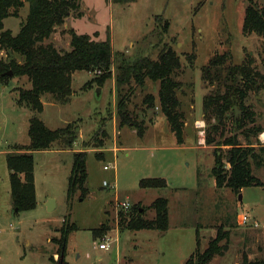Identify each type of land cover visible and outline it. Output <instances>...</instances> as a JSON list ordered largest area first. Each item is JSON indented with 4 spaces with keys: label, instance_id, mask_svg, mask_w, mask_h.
<instances>
[{
    "label": "rangeland",
    "instance_id": "obj_1",
    "mask_svg": "<svg viewBox=\"0 0 264 264\" xmlns=\"http://www.w3.org/2000/svg\"><path fill=\"white\" fill-rule=\"evenodd\" d=\"M80 2L82 15L70 16L47 43L62 52L70 51L72 30L97 41L109 39L117 56L113 77L100 87L95 74L74 73L69 103L62 104L45 95L42 113L18 104L21 90L31 89L27 77H12L0 84V264H59L58 246L53 240L60 237L65 220L78 226L69 236L67 264H185L197 249V230L201 252L218 237L219 231L229 233L227 251L210 264H241L244 255L251 260L264 259V186L245 188L240 194L216 188L212 176L216 155L225 154L230 148L208 145L210 130L203 113L204 98L218 85L204 82L201 70L215 54L230 53L234 65L251 58L255 70L264 73V41L242 32L248 0ZM254 2L264 9V0ZM21 13L23 19L5 20V29L14 35L29 13L28 4ZM165 47H171L182 62L176 76L183 86L178 91L185 117L182 144L161 109L143 104L147 94L158 97L160 83L147 80V86L141 88L132 80L121 91L116 87L122 55L127 61L139 57L157 60ZM0 53L6 60L23 61L17 54ZM191 55H196L193 67L188 59ZM126 96L132 120L147 128L143 137L130 126L120 128L118 101ZM247 104L256 114L261 134L247 137L244 129L233 125L230 116L224 136H214L222 144L225 139L235 138L242 146H256L259 142L264 146V87L251 92ZM239 112L237 118L243 115ZM35 116L50 130L72 125L78 140L72 148L56 142L50 150L33 152L37 208L17 213L7 155L30 144V121ZM198 125L204 126V135ZM120 130L123 131L119 135ZM114 132L118 146L122 143L120 148L125 150L112 151ZM95 138L103 142L101 149ZM143 147L152 151H141ZM82 151L87 153L89 193L83 198L77 192L69 201L74 154ZM148 155L153 157L149 159ZM109 165L113 168L105 170ZM253 173L264 183V167L253 165ZM147 178H164L169 186L143 190L139 182ZM158 198L170 202V228L166 233L121 231V219L128 218L133 208H140L145 211V218L153 219L155 212L149 207ZM123 202L130 204L129 210L118 207ZM243 214L250 218L248 225L240 223ZM255 222L260 226L254 227ZM102 227L111 229L109 235L104 232L94 239L93 231ZM105 242L111 245L110 249L100 250L99 244ZM225 243L224 240L221 244Z\"/></svg>",
    "mask_w": 264,
    "mask_h": 264
},
{
    "label": "trees",
    "instance_id": "obj_2",
    "mask_svg": "<svg viewBox=\"0 0 264 264\" xmlns=\"http://www.w3.org/2000/svg\"><path fill=\"white\" fill-rule=\"evenodd\" d=\"M81 0H0V50L14 53L23 58L22 62L15 59L6 60L0 53V84H5L12 77H27L31 89L21 90L18 104L27 106L35 113L44 110L43 97L53 96L58 102L67 104L73 96V75L78 71L95 74V82L102 87L113 77V67L116 64L111 41L94 40L90 35L77 34L71 31V50L62 52L47 41L57 27L65 24L66 20L79 12ZM121 2L123 0H112ZM134 2L136 0H124ZM29 5V13L21 24L20 32L14 35L6 30L4 20L10 17H20L21 9ZM169 28V26H168ZM242 32L245 36L257 35L264 41V9L254 0H248L245 11ZM120 57V56H118ZM191 66L195 65L196 55L188 57ZM230 53L215 54L207 66L202 68V79L210 85H218L216 90L203 100V113L208 121V145L226 146L230 149L222 155H216L212 176L217 189H230L240 194L245 188L263 187L264 183L254 175L253 165L260 169L264 167V146H242L237 139H225L222 144L214 136L222 138L228 126L230 116L237 129H244L247 137L259 136L262 129L256 125V114L251 105L247 104L249 94L258 92L264 87V73L253 67L250 58L241 65L232 64ZM182 69L180 56L171 48L165 47L157 60L149 57H139L134 61L121 59L118 65V74L115 77L118 91L123 90L135 81L136 87L144 88L147 80L160 83L158 97L147 94L143 104L148 108L159 107L169 123L171 131L183 143V129L185 124L184 113L181 111V101L178 91L183 87L177 80L178 71ZM12 75H9V73ZM127 98L121 97L118 101L120 128L130 126L143 137L146 126L133 121L127 110ZM235 108L243 112L237 118ZM233 116H232V115ZM106 134V133H105ZM30 144L18 147L17 152L7 155V167L10 172L11 196L14 209L17 213L32 211L37 208L35 185V159L33 152L50 150L54 143L63 144L72 148L78 136L72 125L57 130H50L37 116L30 121ZM97 142L102 148L103 142ZM88 148V143L85 145ZM96 157L101 158L100 154ZM88 181L87 153L74 154V164L69 179L68 200L77 193L86 197L89 193L86 184ZM164 178H147L139 182L143 190H162L168 188ZM149 209H153L155 217L145 218V211L133 208L128 218H122L121 231L156 230L166 233L169 230V200L156 199ZM99 228L93 231L94 239H99L110 228ZM76 224L64 221L59 230L60 237L53 242L58 246L59 264L67 256L68 240L72 232L77 231ZM226 241L224 245L221 243ZM229 233L219 231L218 237L209 243L208 248L201 252L199 230H197V249L185 264H210L216 256H222L228 249ZM53 262L54 259L51 258ZM241 264H264V259L251 260L244 255Z\"/></svg>",
    "mask_w": 264,
    "mask_h": 264
},
{
    "label": "built area",
    "instance_id": "obj_3",
    "mask_svg": "<svg viewBox=\"0 0 264 264\" xmlns=\"http://www.w3.org/2000/svg\"><path fill=\"white\" fill-rule=\"evenodd\" d=\"M198 128L200 129V134H201V135H204V130H203L204 126H203V125H198ZM262 136H263V135H262ZM262 139H263V137H262ZM263 140H264V139H263ZM200 142L203 143V142H204V139L201 140ZM112 168H113V166H111V165H109V166H105V167H104L105 170H110V169H112ZM105 185L108 186L107 183H105ZM118 207L121 208L122 210H126V211H127V210L130 209V204H129L128 202H123V203H120V204L118 205ZM249 222H250V218H249L248 215L243 214V215L240 216V223H241L242 225H248ZM259 226H260V225H259L257 222H255L254 227H259ZM109 248H110V246H109V244H106V242H105V243H100V244H99V249H100V250H109Z\"/></svg>",
    "mask_w": 264,
    "mask_h": 264
},
{
    "label": "crops",
    "instance_id": "obj_4",
    "mask_svg": "<svg viewBox=\"0 0 264 264\" xmlns=\"http://www.w3.org/2000/svg\"><path fill=\"white\" fill-rule=\"evenodd\" d=\"M112 1V0H111ZM114 2V1H113ZM25 7H26V5H25ZM24 7V8H25ZM27 14H26V16H25V20H26V18H27ZM20 17L23 19V16H22V13L20 12ZM245 18V17H244ZM6 20V19H5ZM5 20H4V26L6 27V25H5ZM24 20V21H25ZM243 22H244V19H243ZM242 27H243V24H242ZM20 29H21V27L18 29V33L20 32ZM14 34V33H13ZM121 131H123V130H120L119 132H118V134L120 135L121 134ZM134 132H136L135 130H133ZM116 135H117V133L116 132H114V148L112 149V151L113 152H118L119 150H125L124 148H120V145H122V143H120L119 144V146H118V144H117V142L115 141V138H116ZM140 149V148H139ZM152 149H154V148H152ZM137 150V149H136ZM141 151H144V152H151L152 150H151V148H149V147H143V148H141ZM149 156V155H148ZM153 157V155H150L149 156V159L150 158H152ZM169 213H170V202H169ZM169 217H170V214H169ZM169 228H170V225H169ZM119 230V229H118ZM110 231H111V229L107 232V234L108 233H110ZM120 231V230H119ZM109 235V234H108ZM108 235H106V237L108 238ZM110 247H111V245H109ZM110 249V248H109ZM107 251V250H106Z\"/></svg>",
    "mask_w": 264,
    "mask_h": 264
},
{
    "label": "water",
    "instance_id": "obj_5",
    "mask_svg": "<svg viewBox=\"0 0 264 264\" xmlns=\"http://www.w3.org/2000/svg\"><path fill=\"white\" fill-rule=\"evenodd\" d=\"M9 75H12V73L10 72ZM98 95H100V90L98 92ZM235 111H236V115H238L240 113L238 108H235ZM240 200H242V196H240ZM141 211H143V210H141ZM60 264H64V260L63 259L61 260Z\"/></svg>",
    "mask_w": 264,
    "mask_h": 264
},
{
    "label": "bare ground",
    "instance_id": "obj_6",
    "mask_svg": "<svg viewBox=\"0 0 264 264\" xmlns=\"http://www.w3.org/2000/svg\"><path fill=\"white\" fill-rule=\"evenodd\" d=\"M262 137H263V139H264V134H263V136H262Z\"/></svg>",
    "mask_w": 264,
    "mask_h": 264
}]
</instances>
